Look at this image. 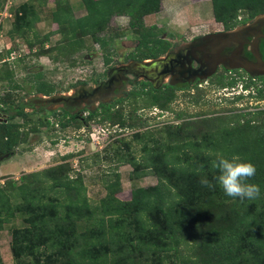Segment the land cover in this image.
<instances>
[{
	"label": "trees",
	"instance_id": "1",
	"mask_svg": "<svg viewBox=\"0 0 264 264\" xmlns=\"http://www.w3.org/2000/svg\"><path fill=\"white\" fill-rule=\"evenodd\" d=\"M162 1L79 0L85 15L76 18L69 0H53L51 20L56 29L51 34L61 38L56 46L43 50L49 34L42 38L33 34L32 40L28 36L39 21L34 4L43 6L47 0H29L21 6V13L14 15L7 35L23 39L30 49L40 45L36 55L50 56L55 62L62 55L83 50L84 39H89L105 52L103 60L108 64L107 53L119 38L117 32L108 30L109 22L126 16L138 43L129 58H156L170 44L159 38L162 30L145 26L144 18L159 12ZM210 2L215 22L226 29L234 27L240 16L245 21L264 14V0ZM4 3L0 0V10ZM13 76L10 68L0 70V82L10 90L19 88ZM30 81L38 93L49 95L53 91L41 73L32 74ZM218 85L230 88L234 81ZM172 98L169 92H152L143 105L137 104L143 99L133 96L129 112L118 102L117 108L105 106L91 113L84 124L71 117V124L77 127L92 122L135 130L128 139L116 141L120 146L112 158L131 167V181L150 175L157 181L132 189L129 200L117 197L120 175L114 171L103 182L105 195L92 202L82 176H70L69 164L22 175L19 183L0 185V231L5 225L19 223L11 229L13 264H264V109L239 113L233 124L234 116L167 124L163 133L169 142L138 131L144 125L135 114L139 105L170 110ZM253 98L264 100V88H258ZM0 106L9 109L6 98L0 99ZM22 115L19 110L7 123H0L1 154L13 152L40 125L50 127L46 120L35 125L31 121L21 125L12 122ZM182 115L177 113V118ZM56 122L63 129L70 124L59 118ZM199 125L204 129L199 131ZM23 126L26 131L21 130ZM218 155H239L255 166L256 174L247 182L260 186L259 198L240 201L224 195L213 179L218 173L211 167ZM203 177L212 187L200 183Z\"/></svg>",
	"mask_w": 264,
	"mask_h": 264
},
{
	"label": "rangeland",
	"instance_id": "2",
	"mask_svg": "<svg viewBox=\"0 0 264 264\" xmlns=\"http://www.w3.org/2000/svg\"><path fill=\"white\" fill-rule=\"evenodd\" d=\"M27 1L29 0L12 1L11 13L13 17L10 21L4 22V27L0 31V70L10 68L14 73V82L19 85L18 89L10 90L9 85L0 82V99L6 98L7 105H9V109L0 106V114L3 119V116H11L21 110L23 115L12 120L13 123L19 125L23 124L24 121H28V123L31 121L34 125L38 122H44V116L39 117L38 107L30 108L27 106V103L34 97L43 98V96L38 95L31 84L32 74L41 73L43 80L53 86L51 93L53 97L74 95L80 83L86 84L87 89H92L104 77V73L110 67L128 63L129 56L135 54L134 45L137 40L135 32L128 27V17L116 16L109 22L108 30L117 32L119 38L111 45L110 51L107 53L110 60L108 64H105L103 60L104 55H106L105 52L102 53L89 39H84L85 48L83 50L78 49L66 56L62 55L58 62L52 61L51 57L47 55L37 56L36 53L40 49V45H35L30 49L23 39L17 37L10 39L7 35L12 27V21L15 19L14 15L21 13V6ZM69 3L76 18L85 15V10L79 0H69ZM53 10V0H47L43 6L34 4L33 11L38 15L39 21L29 33L28 39L32 40L33 34H37L41 38L49 34V39L41 47L43 50L56 46L61 38L59 35L51 34L56 29L51 20ZM260 17L264 18V14L259 15L257 18ZM250 20L252 19L245 21ZM241 23L237 20L234 27H239ZM144 24L145 26L154 25L162 30L161 35L170 39L176 47L183 46L198 35L215 32L222 28V24L215 22L213 18L210 0H164L161 2L160 11L147 15L144 18ZM239 84L240 82H237L236 85L234 84L235 86L232 85L233 90L229 88L227 91L221 88H208L204 92L206 97L202 98H199L197 94L194 97L181 98V101L175 104L177 112L172 114L176 115V113L181 112L183 113L182 119L190 118L188 122L194 123L210 118L234 116L231 121L233 124L237 120L235 116L239 113L264 109V102L256 104L257 101L255 99L250 100V97L234 101L232 98L240 93ZM228 91H233L231 92L233 94H227ZM225 94L227 96H223ZM247 94L246 92L243 95L246 96ZM129 103L130 101L123 104L126 112H129L132 107L128 105ZM137 104L142 105L143 103L139 101ZM60 107V105H53L50 106L51 109L47 110L50 111V115L59 116L61 114L58 111L62 110ZM138 107L145 109L144 116L141 117L144 125L138 131L145 132L143 133L145 136H153L159 142H169L168 135H165L163 131L165 125L172 124L171 122L174 123L175 121L171 111H164L160 114L158 110L150 109V106ZM151 110L155 115L148 114V111ZM159 115L160 118H157ZM53 118L58 119L55 116ZM80 126L79 128L70 124L67 129H58L40 125L36 132H29L25 139L15 146L13 152L0 153V185L10 181L19 183L22 175L38 172L58 164H69L71 168L70 176L75 177L77 174L82 176L87 196L92 202L105 195L103 182L112 177L114 171H117L120 175L121 190L117 197L124 201L130 199L132 189L156 184V178L151 175L131 181V167L124 163L120 164L112 158L116 148L120 146L116 141L128 139L129 135L135 130L121 129L108 123L94 125L90 122L87 125ZM197 127L199 131L204 129L202 125ZM26 129V126L21 128L23 131H26ZM134 146L132 144V147ZM17 225L19 223H15L13 226ZM13 226L5 225L3 230L0 231L2 264H13L10 253L11 229Z\"/></svg>",
	"mask_w": 264,
	"mask_h": 264
},
{
	"label": "flooded vegetation",
	"instance_id": "3",
	"mask_svg": "<svg viewBox=\"0 0 264 264\" xmlns=\"http://www.w3.org/2000/svg\"><path fill=\"white\" fill-rule=\"evenodd\" d=\"M258 16L247 22L239 17V22L243 23L239 27L226 29L222 26L215 32L192 38L181 47H176L170 39L160 35L161 40L170 44L164 54L143 60L128 58V63L110 67L92 89H87L86 84L80 83L74 95L56 98L51 94L45 97V94L38 93L43 98L34 97L27 103V106L38 107L39 117L44 116V121L46 119L50 127L61 129L60 124L56 122L57 119H54L53 116L61 119L64 124L67 122L71 124V117L84 124L91 113L99 112L102 107L116 105L115 108H117L118 102L125 104L130 101L133 103V96L136 99H143L142 103L144 104L145 99L147 96L150 98L152 92L172 93L173 98L170 102V107L173 106L170 109L172 114L177 112L175 104L179 103L181 98L194 97L196 94L199 95V98L206 97L204 92L208 88L220 89L218 84L222 81L233 80L235 85L240 82L242 93L235 97L241 96V99L250 97V100H253L256 90L260 87L259 84L264 79V74L260 75L259 73L264 70V18H257ZM231 33L235 34L231 39L220 37ZM137 46L136 41L134 48ZM232 57L236 58L237 62L246 60L256 66V69H253L252 72H247L243 68L232 69L229 64L236 63L230 62L229 59ZM156 61L162 62L161 65L155 66ZM37 73L39 72L35 74ZM230 88L233 89V86ZM245 92L248 93L246 96L243 95ZM50 98L53 99L48 101ZM256 101V104L264 102V100ZM53 105L61 106L62 110L58 111L61 115H50L51 113L47 109H51L50 106ZM150 109L158 110L160 114L164 111L169 112V110H162L156 105L151 106ZM152 110L148 111L149 115H155ZM143 112L145 109L138 107L135 114L142 117L144 116ZM48 115L49 117H47ZM1 116L0 114V123H7L12 115L3 116V119ZM173 116L175 121L171 122L172 124H180L190 119H182L183 115L177 118V113ZM157 118H160V115ZM70 124L64 129L69 128Z\"/></svg>",
	"mask_w": 264,
	"mask_h": 264
},
{
	"label": "clouds",
	"instance_id": "4",
	"mask_svg": "<svg viewBox=\"0 0 264 264\" xmlns=\"http://www.w3.org/2000/svg\"><path fill=\"white\" fill-rule=\"evenodd\" d=\"M211 167L218 173L213 179L225 196L240 201L259 198L260 186L247 182L256 174V168L251 162L243 160L239 155H233L231 158L218 155L211 161ZM200 183L205 187H212L206 177H203Z\"/></svg>",
	"mask_w": 264,
	"mask_h": 264
},
{
	"label": "built area",
	"instance_id": "5",
	"mask_svg": "<svg viewBox=\"0 0 264 264\" xmlns=\"http://www.w3.org/2000/svg\"><path fill=\"white\" fill-rule=\"evenodd\" d=\"M12 1L13 0H6V2L4 3L2 9L0 10V31L4 27V22L5 21H10L12 19V17H13V14L11 13V8H12V4H13ZM259 86H260L259 88H264V79L261 81V83L259 84ZM230 89L233 90L232 88H230ZM222 90L227 91V90H229V88H224ZM239 90H241V87H240ZM231 92H233V91H230V92L228 91L227 94H230V95L233 94Z\"/></svg>",
	"mask_w": 264,
	"mask_h": 264
},
{
	"label": "water",
	"instance_id": "6",
	"mask_svg": "<svg viewBox=\"0 0 264 264\" xmlns=\"http://www.w3.org/2000/svg\"><path fill=\"white\" fill-rule=\"evenodd\" d=\"M235 34H227V35H219L220 37H223L224 39H231L233 36H234ZM213 36V35H212ZM230 60V62L231 61H234V62H236V63H234V64H229V66H230V68H232V69H238V68H243L244 70H246L247 72H252L253 71V69H256V66H254L252 63H249V62H247L246 60L244 61V60H240L239 62H237L236 61V58H230L229 59ZM156 63V65L155 66H157L158 64L159 65H161V63L162 62H160V61H156L155 62ZM141 65V64H140ZM264 67V66H263ZM259 73H260V75H263L264 74V70L263 71H259ZM53 98H50L48 101H51Z\"/></svg>",
	"mask_w": 264,
	"mask_h": 264
}]
</instances>
